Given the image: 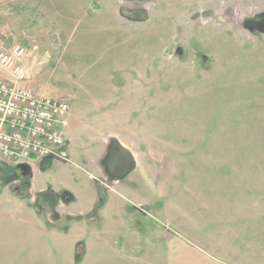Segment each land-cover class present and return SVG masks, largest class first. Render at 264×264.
<instances>
[{"label": "rangeland", "instance_id": "1", "mask_svg": "<svg viewBox=\"0 0 264 264\" xmlns=\"http://www.w3.org/2000/svg\"><path fill=\"white\" fill-rule=\"evenodd\" d=\"M16 43L30 88L69 104L65 155L19 176L113 187L118 143L149 223L264 264V0H0V46Z\"/></svg>", "mask_w": 264, "mask_h": 264}, {"label": "crops", "instance_id": "2", "mask_svg": "<svg viewBox=\"0 0 264 264\" xmlns=\"http://www.w3.org/2000/svg\"><path fill=\"white\" fill-rule=\"evenodd\" d=\"M0 168L13 171L0 177V264H229L194 228L149 223L130 177L110 179L113 187L91 176L57 187L25 180L1 158ZM156 212V222L172 221L169 211Z\"/></svg>", "mask_w": 264, "mask_h": 264}, {"label": "built area", "instance_id": "3", "mask_svg": "<svg viewBox=\"0 0 264 264\" xmlns=\"http://www.w3.org/2000/svg\"><path fill=\"white\" fill-rule=\"evenodd\" d=\"M25 47L0 46V158L29 164L47 157H63L67 101L41 96L28 84ZM106 185V183H104Z\"/></svg>", "mask_w": 264, "mask_h": 264}, {"label": "water", "instance_id": "4", "mask_svg": "<svg viewBox=\"0 0 264 264\" xmlns=\"http://www.w3.org/2000/svg\"><path fill=\"white\" fill-rule=\"evenodd\" d=\"M108 164L109 169L113 175L119 176L124 171H127L132 164L131 154L120 146L118 143H113L108 150ZM19 168L26 170L29 169L27 164H19Z\"/></svg>", "mask_w": 264, "mask_h": 264}, {"label": "flooded vegetation", "instance_id": "5", "mask_svg": "<svg viewBox=\"0 0 264 264\" xmlns=\"http://www.w3.org/2000/svg\"><path fill=\"white\" fill-rule=\"evenodd\" d=\"M108 160H109V156L107 155V157H106V161H105V165H104V169L106 170V172H108L109 174H112V172L110 171V169H109V164H108ZM24 172V171H23ZM22 172V173H23ZM125 173V171L123 172V174ZM23 177V176H22ZM113 177V176H112ZM116 177H119V176H116ZM121 177V176H120ZM23 178H25V180H27L26 179V177H23Z\"/></svg>", "mask_w": 264, "mask_h": 264}, {"label": "trees", "instance_id": "6", "mask_svg": "<svg viewBox=\"0 0 264 264\" xmlns=\"http://www.w3.org/2000/svg\"><path fill=\"white\" fill-rule=\"evenodd\" d=\"M39 195L43 197L45 194H42V193H41V194H39ZM50 199H53V198H50ZM70 199H71V198H70ZM79 255H80V254L77 255V258L79 257Z\"/></svg>", "mask_w": 264, "mask_h": 264}]
</instances>
